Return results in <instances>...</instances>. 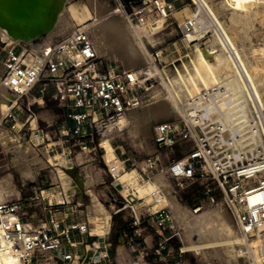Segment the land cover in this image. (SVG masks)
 Instances as JSON below:
<instances>
[{
	"label": "built area",
	"instance_id": "built-area-1",
	"mask_svg": "<svg viewBox=\"0 0 264 264\" xmlns=\"http://www.w3.org/2000/svg\"><path fill=\"white\" fill-rule=\"evenodd\" d=\"M115 1L126 19L141 27L147 26L150 15L166 17L172 9L168 0ZM195 26V19L187 20L182 31L187 35ZM4 37L0 28L1 84L20 95L30 93L41 82V92L52 88L55 100L72 121L71 125L60 126L58 134L68 142L74 141L83 151L91 153L89 146L99 136L123 131L124 115L131 108L143 106V97L137 91L141 82L127 71L104 66L87 26L77 25L64 38L52 42L41 55L30 45L3 41ZM233 96L229 80L202 87L189 98L179 120L155 126L153 140L158 152L143 159L133 177L137 183L153 185L149 193L152 203H159L164 194L156 181L157 175L164 174L180 187L203 181L191 194L200 201L193 206L195 214L202 210L204 199L214 203L221 196L241 235L247 239H264V229H260L264 224V105L249 99L246 127L251 129L250 136L234 132L233 124L227 120L233 110L231 106L226 107ZM31 124L28 129L37 130ZM179 147L185 151L177 158L174 153ZM129 160L123 159L121 166L116 163L112 166L110 172L114 179L124 172ZM60 189L58 195L52 196H44L45 190H41L44 203L38 206L42 207V215L30 212L34 206L28 200L0 203V240L3 242L0 255L15 264H112L106 243L94 242L91 256L78 250L89 241L76 240L74 233L90 238L93 234L87 222L66 226L57 217L56 209L71 204L70 196ZM111 196L116 203L114 195ZM116 205L110 209L112 216L131 210L134 223L143 221L144 214L138 218L132 202L125 200ZM149 213L161 236L165 225L173 221L168 207ZM63 218L67 219L68 214Z\"/></svg>",
	"mask_w": 264,
	"mask_h": 264
},
{
	"label": "rangeland",
	"instance_id": "rangeland-1",
	"mask_svg": "<svg viewBox=\"0 0 264 264\" xmlns=\"http://www.w3.org/2000/svg\"><path fill=\"white\" fill-rule=\"evenodd\" d=\"M99 2H103L106 5L108 12L116 10L117 13L115 15L118 19L122 18L127 23L134 24L138 27V33L141 36H145L147 40L149 39L145 50L146 54L149 55L148 58H151L134 66L123 58V49L131 47L129 41L126 42L127 39L120 30L113 34L110 32L109 41L105 48L101 52L97 51L105 67L108 65L119 71L133 70L134 72H140L139 75L150 79L147 84L141 83L137 90L143 97V105H149L158 99H164L163 97H156L159 88L164 86V84H161L164 81L163 79L161 81V75L157 73L158 70L173 71L183 61L187 60L189 56L195 55L198 48L210 46L219 50V52L221 51L220 53H225V51L221 50L223 48L216 35L213 17L203 11L200 13V17L204 19L205 29L200 33L198 39L191 41L183 33L182 27L184 23L192 19L198 8V4H195L193 0H180L181 7L179 9H174L172 4V9L168 11L166 17L150 15L147 24L148 29L146 28L147 26L141 27L136 22H129L115 0H99ZM207 2L212 7L217 18L223 23L235 46L240 50L255 79L264 81V2L258 0L252 3L248 7L247 12L239 14L241 16L235 14L234 10L223 3L225 0H207ZM67 3L64 5V12L67 17L72 18L71 24L65 29H61L59 26L56 27L48 46L52 42L64 38L77 25H84L87 28L94 26V18L90 19L87 18L89 16H86L88 13L91 16L96 15V10L91 0H70ZM72 7L75 13L76 11L78 12L79 15L77 13L76 15L79 20H77L75 15H72L74 14ZM188 8L190 9L188 10ZM70 12L72 13L70 14ZM172 13H176L174 14L175 16ZM42 36L46 37V34ZM151 36H153L152 39ZM22 44L30 45L33 48L30 43ZM0 70L1 75L2 68ZM150 70L153 71L151 75ZM42 88L43 82L39 83L33 91L21 97V102L16 104L2 119L0 118V141L3 140L0 143V203L12 200H28L34 206L30 212L42 215V207L38 206L40 203V205L44 203L41 200V190H45L44 196H52L58 195L60 188H63L65 193L70 196L71 204L67 207H62V209H56L57 217H65V214H68L69 219L79 218L87 222L91 233L98 235L101 239V241H97L99 245L104 244V235L108 233L105 236V241L110 244L109 251L112 254L114 252L119 264H135L136 262L141 264H225L219 255L216 256L212 252L200 255L193 252H183L184 242L181 239V235L189 231L188 233L193 234V241L199 243L197 235L199 237V231H203V229L194 230L191 226L187 225V227L184 223L183 225L182 222H177L171 207L166 203H164V207L169 206L168 210L173 217V221L165 225L161 236L158 234L160 229L157 223H155L151 213H149V211L158 210L151 207L153 203L150 197V210L144 213V219L141 223L132 221L131 210H124L118 215L112 216L110 209L113 205L123 204L128 193L136 192L135 186L126 187V183L121 179V176L125 174L124 172H121L116 179L111 176L109 165L105 163L106 149L101 146L104 136H99L95 143L89 146V149L93 150L91 153L83 151L79 146H75L73 144L74 141L68 142L66 139L60 138L58 134L59 127L64 124L71 125L72 121L67 117L66 122L61 123L66 110L55 100L52 88H47L44 92H41ZM261 89L264 104V85L261 86ZM181 115V113H178L176 116L152 121L151 132L145 140L137 133H133V130L128 125L125 126L123 131L116 130L109 135H105V138H112L111 143L121 161L126 158L130 159L127 162L126 173H132L135 176L139 163L146 157L158 152L153 140L155 126L161 122L177 121ZM35 119L36 122L31 124V128L37 130L31 131L28 129L29 123H32ZM12 142H15L14 145ZM27 143L33 149V154L30 151L22 154V151H20L21 147H27ZM69 149H71V153L68 152ZM16 150L17 155L15 154ZM184 151L185 149L182 147L177 148L174 157H181ZM162 155L165 157L166 153L162 151ZM37 163L43 164L38 165ZM119 165L122 164L119 163ZM62 175L69 178L73 189L68 188L63 183V178H59ZM161 176H156L157 183L158 178ZM165 178L172 184L182 205L188 208L194 216H200L209 212V210H217L223 206L228 211L232 227L234 226L236 233L241 235L235 219L221 196L214 203L207 198L204 199L201 203L202 210L197 214L193 212V206L200 201L191 196V194L203 181L190 182L180 187L173 184L167 177ZM146 184L148 183H138L139 186H145ZM111 195H114L117 200L116 203L112 202ZM136 204L139 208L146 205V200L141 199ZM107 216H109V219H107ZM95 228H99V231L95 232ZM256 239L259 238L248 240L253 241ZM118 250H121V253Z\"/></svg>",
	"mask_w": 264,
	"mask_h": 264
},
{
	"label": "bare ground",
	"instance_id": "bare-ground-1",
	"mask_svg": "<svg viewBox=\"0 0 264 264\" xmlns=\"http://www.w3.org/2000/svg\"><path fill=\"white\" fill-rule=\"evenodd\" d=\"M68 1L70 0H50V6L52 8V22L48 31L46 32V37L42 36L44 34L40 29L37 30L25 27L18 22H13L6 14H0V28L5 34L3 41L8 40V42L16 41L27 44L30 43L33 45V49L39 55H41L49 48L50 45L48 46V43L52 37V33L55 32V28L59 26V28L65 29L71 24L72 18L70 19L67 17L64 12V5ZM193 1L195 4H198L197 10L192 16V19L196 20V26L194 31L187 32L186 37L191 41H194L197 40L200 33L204 31V19L200 17V13L203 11L213 17V26L221 47L223 48L221 50L225 51V55L220 53L221 51L219 52V50H216L214 47L207 46L205 48H198L197 52H195V55L189 56L187 60L183 61L182 64L179 67H176L173 71L166 69L157 71V73L161 75V81L162 79L164 81L161 83L164 84V86H159L160 88L159 90L157 89L158 91L156 93V97H163L164 99H158L156 102L149 105L131 108L122 118V122H124L126 126L128 125V127L133 130V133H137L140 137L144 138L143 140H145L147 135H149L151 132L150 126L152 121H157L161 118H166L169 116H176L178 113L182 114L183 107L186 105L191 96L201 90L202 87L212 86L221 80H229L230 88L233 91L234 96L231 98V101H229L228 104L226 103V107L230 108L231 106V109L233 110L232 117H228L227 120L231 125L233 124L231 128L233 127L232 130L234 132H239L250 136L251 129L246 127V103L249 101V99H251L252 101L258 100L261 104H263V93L261 86L264 85V81L255 79L254 75L249 70V66L241 55L240 50L235 46L231 36L227 33L223 23L217 18L215 12L213 11L210 4H208L207 0ZM256 1L258 0H225L223 3L234 10L235 14L239 15L240 13L243 14L244 12H247L248 7H250V5ZM262 1L264 2V0ZM103 2H99V0H91V3L96 10V12L94 11L96 15L94 14L95 16H91L89 13L86 15L89 16L87 18H94L95 21L94 26L88 29L93 37L96 50L101 52L105 48L109 41L110 32L113 34L117 30H120L125 35L124 37L127 39L126 42L129 41L131 47L129 49L125 47L123 49L122 55L126 61H129L132 66H134L140 62H146L148 59H150L151 57L148 58L149 55L146 54L147 52L145 50L146 43L149 41V39L147 40L145 36H141L140 33H138V27L134 24H129L122 18L118 19V17L115 15V13H117L116 10L108 12V8ZM189 9L190 8H188V10ZM69 11L71 10L69 9ZM71 13L72 12H70V14ZM73 13L74 14L72 15H75L77 20H79L78 16L76 15L78 12L76 11L75 13L73 10ZM75 16L74 18L76 19ZM146 28L148 29V26ZM152 37L153 36H151V39ZM127 72L133 78H137L141 83L147 84L150 81L149 78L139 75L140 72H134L133 70H129ZM149 72L150 75L153 74L152 70ZM27 94L28 93L25 95ZM25 95L11 92L0 82V118L2 119V117L7 115L16 104L21 102V97ZM35 122L36 119L32 121V124ZM111 140L112 138H105V136L102 141L100 140L101 146L106 149L105 163L109 165L110 171L113 163H116L117 165H119V163L122 164V161L118 158L115 152V148L112 145ZM1 142H3V140L0 141V143ZM14 143L12 142L13 145ZM3 145L5 146V144ZM23 147L20 148L22 154L27 153L28 151L31 153L34 152L30 145L28 146V143L27 147L25 146L26 148ZM17 150L15 151V154L17 153ZM42 164L43 163H39L38 165ZM56 169L59 171L58 168ZM124 173L125 174L121 176V179L124 181V183H126V187L128 188V186H135L134 188L136 190L135 193H128L125 199L126 201H130L134 204L136 215L138 218H140L141 214H144L150 210L151 204L149 193L153 185L148 183L145 186H139L132 173H126L125 170ZM59 175L61 176V174ZM160 175L162 176L158 178V184L162 187L164 194L160 202L153 203L151 207L153 209H159V207L163 208L165 205L164 203H166L171 207L177 222H182V224L184 223L186 226H191V228H194V230L203 229L204 231H199V237L197 235V238L200 242L203 240L201 243H195L193 241V234L191 235L188 233L189 231L184 232L181 235V239L184 242L183 252H193L199 255L212 252L216 256L219 255L220 259L225 264H264V239L259 238L249 241L244 236L242 237L241 235L237 234L234 230L235 227L233 226V228L231 225V218L228 214V211L223 206L217 210H209V212H206L200 216H194V214H192L188 208L182 205L172 184H170V182L165 178L166 176L164 174ZM59 178H63V183L66 184L68 188L73 189L69 178L63 175ZM2 198L4 199L3 196ZM141 199L146 200V205L143 204L144 206L138 208V205L135 203ZM107 219H109V216H107ZM260 229H264V224L261 225ZM95 230V232H97L99 231V228H95ZM197 238H195V240H197ZM1 243L3 242L0 240V244ZM0 256V264H15L12 259L2 255Z\"/></svg>",
	"mask_w": 264,
	"mask_h": 264
},
{
	"label": "water",
	"instance_id": "water-1",
	"mask_svg": "<svg viewBox=\"0 0 264 264\" xmlns=\"http://www.w3.org/2000/svg\"><path fill=\"white\" fill-rule=\"evenodd\" d=\"M50 5V0H0V14L45 35L52 22Z\"/></svg>",
	"mask_w": 264,
	"mask_h": 264
},
{
	"label": "crops",
	"instance_id": "crops-1",
	"mask_svg": "<svg viewBox=\"0 0 264 264\" xmlns=\"http://www.w3.org/2000/svg\"><path fill=\"white\" fill-rule=\"evenodd\" d=\"M168 2H170V3L173 4L174 9H179V8L181 7L180 0H168ZM174 14H176V13H172L173 16H175ZM67 116H68V112L65 111V113H64V115H63V121H62L61 123L66 122V120H67ZM70 122H71V121H70ZM93 206H94V203H93ZM61 209H62V207H61ZM42 214H44L43 211H42ZM61 219H62L64 225H66V226H67V225H70V224H72V223H76V222H80V223H83V222H84L82 219H79V218H78V219H74V218H70V219L67 218V219H64L63 217H61ZM92 234H93V237L90 238V237H88L87 235H82V234H79L78 232H75V233H74V238H75L76 240H78V241H83V242H85L86 240L89 241V244H86V245L83 244L82 246H80V247L78 248V250L82 251L83 253H87V254H89L90 256L92 255V252H91L90 250L93 249V247H92L93 243H94V242H97V241H101V239L99 238L98 235H96V234H94V233H92ZM107 234H108V233H106V235H104L103 240H104V243H106V244H108V245L110 246V244L107 243V242L105 241V236H107ZM88 250H89V251H88ZM118 251L121 252V250H118ZM110 253H111V252H110ZM114 255H115L114 252H113V254L111 253V257H112V261H113L112 264H119V263L117 262V260H116V258H115Z\"/></svg>",
	"mask_w": 264,
	"mask_h": 264
}]
</instances>
